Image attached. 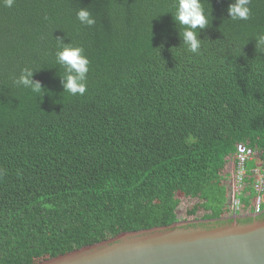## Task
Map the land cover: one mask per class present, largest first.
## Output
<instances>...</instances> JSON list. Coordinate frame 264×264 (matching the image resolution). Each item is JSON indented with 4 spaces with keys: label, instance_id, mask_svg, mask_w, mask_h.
<instances>
[{
    "label": "trees",
    "instance_id": "trees-1",
    "mask_svg": "<svg viewBox=\"0 0 264 264\" xmlns=\"http://www.w3.org/2000/svg\"><path fill=\"white\" fill-rule=\"evenodd\" d=\"M203 0L209 25L188 52L173 0H15L0 5V264H37L122 232L176 221L178 195L209 227L231 222L228 159L264 153V0L232 20ZM87 7L96 23L82 25ZM58 39L89 61L83 95L63 91ZM25 67L47 90L13 81ZM239 223L253 219L249 169ZM263 210L258 219H264ZM202 214L197 216V212Z\"/></svg>",
    "mask_w": 264,
    "mask_h": 264
},
{
    "label": "water",
    "instance_id": "water-1",
    "mask_svg": "<svg viewBox=\"0 0 264 264\" xmlns=\"http://www.w3.org/2000/svg\"><path fill=\"white\" fill-rule=\"evenodd\" d=\"M208 226L122 232L37 264H264V219Z\"/></svg>",
    "mask_w": 264,
    "mask_h": 264
},
{
    "label": "clouds",
    "instance_id": "clouds-1",
    "mask_svg": "<svg viewBox=\"0 0 264 264\" xmlns=\"http://www.w3.org/2000/svg\"><path fill=\"white\" fill-rule=\"evenodd\" d=\"M15 0H0V5L11 8ZM227 11L232 20H247L251 15L250 0H233L228 5ZM173 20L175 21L181 44L193 54L200 52L202 39L200 31L205 29L210 21V13L206 12L203 0H173ZM77 19L82 25L93 26L95 18L87 7H80L76 13ZM257 52L264 50V32L257 33L254 37ZM59 43L55 53L56 64L60 65L61 84L63 91L73 96L83 95L87 90V76L89 72V61L84 55L82 47L75 46L70 42L58 39ZM37 69L25 67L18 77L14 78V83L18 86L30 89L32 93L43 96L47 91L40 81L34 80L33 75Z\"/></svg>",
    "mask_w": 264,
    "mask_h": 264
},
{
    "label": "built area",
    "instance_id": "built-area-1",
    "mask_svg": "<svg viewBox=\"0 0 264 264\" xmlns=\"http://www.w3.org/2000/svg\"><path fill=\"white\" fill-rule=\"evenodd\" d=\"M256 153V151H253L242 143H239L236 146V169L234 170L233 176L235 184L230 188V190H228V204L233 213L239 212L242 207L240 200L241 191L245 174L248 172L246 162ZM251 161L255 163L254 167L249 169V172L252 175L251 187L254 191V196L250 201L247 211H251L253 214H259L262 212V206L264 204V160Z\"/></svg>",
    "mask_w": 264,
    "mask_h": 264
},
{
    "label": "rangeland",
    "instance_id": "rangeland-1",
    "mask_svg": "<svg viewBox=\"0 0 264 264\" xmlns=\"http://www.w3.org/2000/svg\"><path fill=\"white\" fill-rule=\"evenodd\" d=\"M250 149H252L253 151H256L257 153L254 154L251 159L247 160V162H249L251 160H256V161L264 160V153L262 151H260V150H258L256 148H250ZM235 154H236V149H235V153L228 159V162L226 164V171L229 173V177H228V180H227L228 190H230V188L235 184V181L233 180L234 170L236 169ZM254 165H255V163H254ZM178 197L180 199V203H179V206L177 208V214H176V221L175 222H178L181 225H189V224H197V223H199L200 220L198 219V217H193L192 215H189L187 213V211L191 208V206L195 202V200L183 197L181 195H178ZM229 210L231 211L230 206H229ZM237 213L238 212H236L235 214H237ZM201 214H202V210H199L196 215L200 216ZM235 214H231L229 217H234V216H236ZM247 214L248 215H253V213L251 211L248 212Z\"/></svg>",
    "mask_w": 264,
    "mask_h": 264
},
{
    "label": "flooded vegetation",
    "instance_id": "flooded-vegetation-1",
    "mask_svg": "<svg viewBox=\"0 0 264 264\" xmlns=\"http://www.w3.org/2000/svg\"><path fill=\"white\" fill-rule=\"evenodd\" d=\"M249 216L252 217L253 220L258 219V214H255V215L253 214V215H249ZM239 219H241V217H236V216L231 217V222H233V221L238 222Z\"/></svg>",
    "mask_w": 264,
    "mask_h": 264
}]
</instances>
